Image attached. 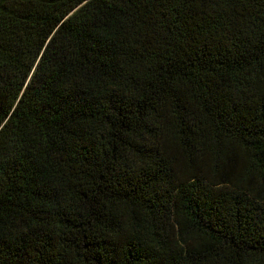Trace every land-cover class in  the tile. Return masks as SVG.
<instances>
[{
    "label": "trees",
    "instance_id": "16d2710c",
    "mask_svg": "<svg viewBox=\"0 0 264 264\" xmlns=\"http://www.w3.org/2000/svg\"><path fill=\"white\" fill-rule=\"evenodd\" d=\"M0 264H264V0H0Z\"/></svg>",
    "mask_w": 264,
    "mask_h": 264
}]
</instances>
